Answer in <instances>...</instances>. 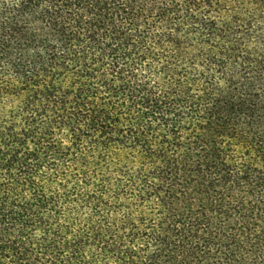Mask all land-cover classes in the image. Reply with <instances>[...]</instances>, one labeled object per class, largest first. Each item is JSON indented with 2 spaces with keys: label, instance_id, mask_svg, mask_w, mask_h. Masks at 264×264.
<instances>
[{
  "label": "trees",
  "instance_id": "1",
  "mask_svg": "<svg viewBox=\"0 0 264 264\" xmlns=\"http://www.w3.org/2000/svg\"><path fill=\"white\" fill-rule=\"evenodd\" d=\"M0 264H264V0H0Z\"/></svg>",
  "mask_w": 264,
  "mask_h": 264
}]
</instances>
